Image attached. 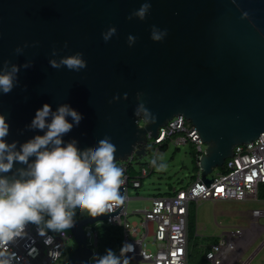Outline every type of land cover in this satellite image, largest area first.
I'll list each match as a JSON object with an SVG mask.
<instances>
[{
    "label": "water",
    "instance_id": "obj_1",
    "mask_svg": "<svg viewBox=\"0 0 264 264\" xmlns=\"http://www.w3.org/2000/svg\"><path fill=\"white\" fill-rule=\"evenodd\" d=\"M144 2L0 0V64L34 61L21 68L19 85L0 95V114L10 125L6 140L17 142L19 150L45 134L27 127L37 110L68 104L83 119L63 136L64 145L75 140L83 150L109 136L117 163L134 155L142 159L160 128L183 115L205 144L197 165L209 188L214 181L209 175L234 156L235 146L264 133V0H148L146 19L129 20ZM113 26L117 33L106 43L102 33ZM153 26L167 30L162 42L151 39ZM130 35L137 38L131 47ZM25 43L30 46L16 56L14 50ZM54 47L60 50L57 57L51 55ZM77 52L83 53L86 69L50 67V59ZM138 92L157 117L155 124L135 117ZM117 94L120 101L110 103ZM21 167L26 166L17 163L5 175L11 178ZM109 216L74 219L70 229L77 247L60 264L95 261L85 227Z\"/></svg>",
    "mask_w": 264,
    "mask_h": 264
},
{
    "label": "clouds",
    "instance_id": "obj_2",
    "mask_svg": "<svg viewBox=\"0 0 264 264\" xmlns=\"http://www.w3.org/2000/svg\"><path fill=\"white\" fill-rule=\"evenodd\" d=\"M150 9L151 3L145 0L128 19L139 18L143 21ZM242 17L247 18L248 13L244 12ZM116 33V27L108 28L102 33L103 40L107 43ZM167 35L166 29L152 27L151 39L154 42H162ZM136 39L135 36L128 37L130 47L136 43ZM29 46L28 43L18 46L14 54L23 55ZM35 46L36 43L31 45ZM64 47H68L67 42ZM59 53L60 50L54 47L51 55L57 57ZM33 64V60H27L23 65L14 64L10 59L2 61L0 95L11 93L19 85L21 68L28 69ZM49 65L53 69L66 67L74 72L88 66L81 52L59 60L50 59ZM120 99L117 94L110 103L119 102ZM123 99H128L127 93H124ZM136 100L135 117L155 124L157 117L146 107L144 94L138 92ZM69 117L74 123L69 122ZM82 119L83 116L68 104L59 106L56 111L49 104H44L27 127L29 130L44 131L45 134L36 135L17 150V142L9 144L6 140L10 125L6 117L0 114V264H18L19 258L10 251V245L27 236L26 227L29 224L37 226L40 236H46L48 230L63 233L74 226L77 210L95 218L125 204L127 195L123 186L126 177L124 169L116 164L117 148L111 142V137L105 136L97 146L83 150L78 148L75 140L64 145L63 136L78 126ZM32 157L35 159L31 160ZM158 160L162 161L163 157L154 158L151 165L158 172L166 170L167 165L158 163ZM17 163L26 167L17 168L9 178L5 174L12 172ZM45 243L51 244L52 238L48 237ZM133 251V245L125 243L119 256L108 249L105 255L96 257L95 264H130L127 253ZM35 253L36 249L33 248L29 255ZM50 255L57 259L55 253Z\"/></svg>",
    "mask_w": 264,
    "mask_h": 264
},
{
    "label": "built area",
    "instance_id": "obj_3",
    "mask_svg": "<svg viewBox=\"0 0 264 264\" xmlns=\"http://www.w3.org/2000/svg\"><path fill=\"white\" fill-rule=\"evenodd\" d=\"M152 139L153 144L158 146L171 139H176L178 143L191 142L196 147L198 157L205 149L197 128L183 115L175 116L160 128L159 136ZM133 159L134 156L128 161L121 160L116 163L124 169L126 183L123 187L127 200L120 208H114L112 212L107 213L110 216L103 220L106 225H117L124 229L120 250L125 243L133 245L134 251L127 253L130 264H190L189 214L193 202L258 199L259 194L264 193V133H262L255 140L235 146L234 156L225 161L224 171L209 176L214 179L209 188L202 181L200 170L198 179L187 187L175 189L174 194L154 196L150 206L136 212L142 214V222L131 223L128 220L130 200L128 189L131 186L141 187L142 178L148 174V170L142 168L138 177L131 178L128 168ZM251 214L253 225L259 226V220L264 218V209H254ZM94 224L86 226L85 231L88 245L97 255L98 232L97 227L92 226ZM26 232L25 238L10 245V251L19 258L18 264H60L66 243L74 238L72 232L67 230L63 233L48 230L46 236H40L34 224H29ZM249 233L250 228L239 227L235 231L215 237L210 247L204 249L206 263L249 264L253 258L243 261V256L252 242ZM149 236L153 237L156 250L148 248L146 238ZM48 237L52 238L51 244L45 243ZM33 248L36 249V253L29 255ZM50 253H55L57 259L54 260ZM90 263L95 264L93 258Z\"/></svg>",
    "mask_w": 264,
    "mask_h": 264
},
{
    "label": "rangeland",
    "instance_id": "obj_4",
    "mask_svg": "<svg viewBox=\"0 0 264 264\" xmlns=\"http://www.w3.org/2000/svg\"><path fill=\"white\" fill-rule=\"evenodd\" d=\"M154 140H150L151 147L147 151V155L142 159L134 157L132 166L135 174L140 175L141 168L148 170L149 174L142 179V186L139 188L129 187L128 196V220L131 223H141L143 216L141 213H136L150 206L151 199L156 195H167L175 189L187 187L192 182V177L196 174L192 162V152L194 146L191 142L178 143L176 139H171L164 147L153 144ZM163 157L158 163H165L166 170L156 171L151 169V161L154 158ZM220 168H215L212 175H216ZM263 190V185L261 186ZM263 192H261L262 195ZM259 198H262V196ZM258 199L247 200H228V201H213L204 200L199 203L193 202L190 207L192 215V227L190 233V264H206L203 258L204 249L210 247L212 238L220 237L227 232L237 230L239 227H250L252 220V210L264 209V202ZM87 213L80 210L76 211L74 219L88 217ZM48 219V217H45ZM105 221H99L92 225L94 228ZM259 223L264 225V218L259 220ZM68 232L71 229H67ZM264 240L262 235L244 255L243 261H247L256 249ZM148 248L156 250V245L152 236L146 238ZM77 247L75 238L70 239L64 247V255L61 262L66 261L71 257L73 251ZM114 253L119 256V251ZM240 264V263H238ZM249 264H264V246L250 261Z\"/></svg>",
    "mask_w": 264,
    "mask_h": 264
},
{
    "label": "trees",
    "instance_id": "obj_5",
    "mask_svg": "<svg viewBox=\"0 0 264 264\" xmlns=\"http://www.w3.org/2000/svg\"><path fill=\"white\" fill-rule=\"evenodd\" d=\"M168 141L169 140H166L165 142H163L159 146L164 147ZM193 146H194V144H193ZM197 159H198V152L196 150V147L194 146V149L192 152V162H193L194 170H195L196 174L192 177V182H194L198 179V172L200 171V169L197 165ZM142 168H144V167H142ZM151 169L153 170V166L151 167ZM219 171L223 172L224 168H220ZM128 173H129V176L131 178L138 177L134 172L132 164H129ZM148 174H149V172H148ZM174 193H175V191H173L167 195L174 194ZM260 195H261V193H260ZM156 196H159V195H156ZM261 196H262V198H264V193H262ZM189 219H190V224H189V232H190L191 227H192L191 212L189 214ZM97 232H98V235H97L98 236L97 257L105 255L108 249H111L113 252L115 250H117V251L120 250V247H121L122 242H123V236H124V229L121 226L101 224L97 227ZM189 239H190V233H189ZM212 239L215 240L214 237ZM203 258H204V255H203ZM190 260H191V258L189 257V261Z\"/></svg>",
    "mask_w": 264,
    "mask_h": 264
},
{
    "label": "crops",
    "instance_id": "obj_6",
    "mask_svg": "<svg viewBox=\"0 0 264 264\" xmlns=\"http://www.w3.org/2000/svg\"><path fill=\"white\" fill-rule=\"evenodd\" d=\"M259 196H260V194H259ZM259 200L261 201V202H264V198H259ZM253 219L251 220V226L250 227H246V228H250L251 229V233H249V236H250V238L252 239V242H251V244H250V246H249V249H250V247L262 236V235H264V225H262V224H260L259 226H254L253 225ZM212 241H214V239H212ZM264 246V240L262 241V243L260 244V246L256 249V251L252 254V256L249 258V259H251V258H254L255 257V255L260 251V249L262 248ZM248 249V250H249ZM248 252V251H247ZM246 252V253H247ZM245 253V254H246ZM244 257V256H243ZM248 259V260H249ZM207 264V263H206Z\"/></svg>",
    "mask_w": 264,
    "mask_h": 264
},
{
    "label": "flooded vegetation",
    "instance_id": "obj_7",
    "mask_svg": "<svg viewBox=\"0 0 264 264\" xmlns=\"http://www.w3.org/2000/svg\"><path fill=\"white\" fill-rule=\"evenodd\" d=\"M135 156H136V155H135ZM135 156H134V157H135ZM137 157H138V156H137Z\"/></svg>",
    "mask_w": 264,
    "mask_h": 264
}]
</instances>
